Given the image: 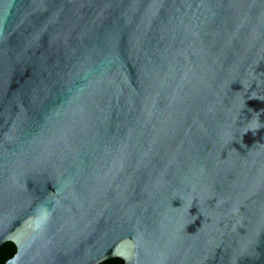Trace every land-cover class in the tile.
<instances>
[{"label":"water","instance_id":"obj_1","mask_svg":"<svg viewBox=\"0 0 264 264\" xmlns=\"http://www.w3.org/2000/svg\"><path fill=\"white\" fill-rule=\"evenodd\" d=\"M6 264H264V0H0Z\"/></svg>","mask_w":264,"mask_h":264},{"label":"trees","instance_id":"obj_2","mask_svg":"<svg viewBox=\"0 0 264 264\" xmlns=\"http://www.w3.org/2000/svg\"><path fill=\"white\" fill-rule=\"evenodd\" d=\"M17 251L16 245L9 241L0 247V264H6V261L13 257ZM101 264H125V261L121 258L115 257L106 260Z\"/></svg>","mask_w":264,"mask_h":264}]
</instances>
